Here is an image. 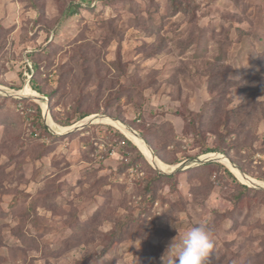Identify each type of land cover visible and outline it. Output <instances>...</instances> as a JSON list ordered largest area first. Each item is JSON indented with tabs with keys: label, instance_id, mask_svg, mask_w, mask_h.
<instances>
[{
	"label": "rangeland",
	"instance_id": "obj_1",
	"mask_svg": "<svg viewBox=\"0 0 264 264\" xmlns=\"http://www.w3.org/2000/svg\"><path fill=\"white\" fill-rule=\"evenodd\" d=\"M189 2L0 0V91L34 59L47 100L0 95V264H162L198 224L207 264H264V0ZM100 118L169 167L204 162L160 174Z\"/></svg>",
	"mask_w": 264,
	"mask_h": 264
},
{
	"label": "clouds",
	"instance_id": "obj_2",
	"mask_svg": "<svg viewBox=\"0 0 264 264\" xmlns=\"http://www.w3.org/2000/svg\"><path fill=\"white\" fill-rule=\"evenodd\" d=\"M213 249L211 229L198 224L186 230L179 242L174 238L167 245L161 257L162 264H207Z\"/></svg>",
	"mask_w": 264,
	"mask_h": 264
},
{
	"label": "water",
	"instance_id": "obj_3",
	"mask_svg": "<svg viewBox=\"0 0 264 264\" xmlns=\"http://www.w3.org/2000/svg\"><path fill=\"white\" fill-rule=\"evenodd\" d=\"M22 90H18V91H16V90H7L6 88H5V90L4 89H2L1 91H0V95H2V96H6V97H11V98H14V99H17V100H25V99H35V100H37V101H45V102H47V100H46V98L44 97V96H41L40 94H38L37 92V94H38V96H36V97H34V96H29V95H26V94H23V92H21ZM46 114H45V125L47 126V128L50 130V132L51 133H53L54 135H62V134H60L57 130H55L54 129V127L52 128V126L50 125V123H49V120H50V115H49V106H47L46 107V112H45ZM88 121L89 120H85L84 122H83V126H85V125H87V123H88ZM98 121H101V122H111V121H113V122H116L118 125V127L122 130V128H124V130H122V131H124V134L126 135V132H128L129 134H132L133 136H136V137H138V138H140L141 140H143L145 143H146V141L141 137V135L140 134H138L135 130H133V129H131V128H129V127H127V126H125L124 124H122V123H120V122H118V121H114V120H111V119H107V118H100V119H98ZM83 126H80V127H83ZM58 129L59 130H61V127H58ZM68 129V128H67ZM66 129V130H67ZM66 130H61V131H65L66 133H67V131ZM126 137H127V135H126ZM128 138V137H127ZM129 139V138H128ZM130 140V139H129ZM134 145H135V143L132 141V140H130ZM147 144V143H146ZM148 145V144H147ZM136 146V145H135ZM137 147V146H136ZM148 147H149V145H148ZM138 148V147H137ZM150 148V147H149ZM139 149V148H138ZM150 150L152 151V149L150 148ZM140 151V150H139ZM141 152V151H140ZM142 153V152H141ZM152 154H153V156L157 159V157L155 156V154H154V152L152 151ZM142 155L145 157V155L142 153ZM210 155H215V154H210ZM146 160L148 161V159L146 158ZM216 161H219V162H221V163H223V164H225L229 169H230V171L232 172V170H231V168L226 164V161H224V160H227L229 163H230V165H232L235 169H237L239 172H240V174H242V176L245 178V182L244 181H242V180H240V178L236 175V174H234L233 172V174L240 180V181H242L243 183H245V185H247V186H250V187H255V186H253V184H255V182L251 179V178H249L248 176H246L245 174H243V172H241V170L239 169V168H237L236 166H234L231 162H230V160L229 159H227V158H224V157H222V156H217V159H215ZM210 161H214V160H210ZM149 162V161H148ZM196 162H204V160H202V159H199V160H196ZM196 162H194V161H188V162H184V163H182V164H180V165H178V166H176V167H169V168H171V171L170 172H168V169L167 170H163V169H160V168H158L157 166H154L151 162H149L153 167H154V169H156L160 174H163V175H170V174H173V173H175V172H178V171H182V170H187V169H189V168H192L193 167V165H195L196 164ZM253 183V184H252Z\"/></svg>",
	"mask_w": 264,
	"mask_h": 264
},
{
	"label": "trees",
	"instance_id": "obj_4",
	"mask_svg": "<svg viewBox=\"0 0 264 264\" xmlns=\"http://www.w3.org/2000/svg\"><path fill=\"white\" fill-rule=\"evenodd\" d=\"M190 0H171V9L173 10V13H178V12H186L187 11V9H188V7H189V2ZM187 2V3H186ZM38 9V8H37ZM32 65H33V67H34V69L36 70V74L34 73V71H33V69H27V71L29 72V74H33V77H32V79L30 80V82H29V85H30V88L33 90V91H36V92H39V93H44L45 94V92L42 90V86L40 85V81L38 80V73L41 75V73H40V65L34 60V59H32ZM15 89V88H14ZM15 90H20V89H15ZM46 95H48L49 97H52V94H46ZM17 103H22V101H17ZM36 114H35V116H33V124L32 125H34V127L36 126L37 128H39L42 132H43V130L44 131H46L47 133H48V131H47V129L45 128V126L43 125V117H42V111H41V108L39 107V106H36ZM87 116H89V114H87V113H81L80 114V117H79V119L81 120V119H84L85 117H87ZM72 121L71 120H67L66 122H64V126H71V125H73L72 123H71ZM42 123V124H41ZM38 125V126H37ZM39 132V131H38ZM49 134V133H48ZM145 138H148V137H146L147 135H144V134H142ZM50 136V135H49ZM122 140L124 141V143L125 144H127V145H129V146H133L134 147V149L136 150V151H138V149L136 148V146H134L124 135H122ZM121 152H122V150H121ZM210 152H213V151H210V150H207L206 151V153H210ZM141 156V155H140ZM143 156V155H142ZM135 161V160H134ZM174 162V161H173ZM172 162V163H173ZM175 163H180V162H175ZM168 164H170V162L168 163ZM122 165H123V167L124 168H127V167H129V166H131V165H133V163H132V159H131V161L128 163V164H125V163H122ZM222 167V166H221ZM226 169V168H225ZM226 171L230 174V176L232 177V178H234V176H233V174L232 173H230L227 169H226ZM157 177L158 178H163V177H165V176H163V175H160L159 173H157ZM240 185V184H239ZM246 191H249V189H247V188H245V187H243Z\"/></svg>",
	"mask_w": 264,
	"mask_h": 264
},
{
	"label": "bare ground",
	"instance_id": "obj_5",
	"mask_svg": "<svg viewBox=\"0 0 264 264\" xmlns=\"http://www.w3.org/2000/svg\"><path fill=\"white\" fill-rule=\"evenodd\" d=\"M21 92H23V94H26V95H29V96H38V94L33 91L29 86H27L24 90H22ZM44 105V104H43ZM107 123V122H106ZM110 124H112L113 126L115 127H118L117 123L116 122H109ZM51 126L52 128L54 127L55 128V124L54 123H51ZM67 128H64V127H61V130H66ZM59 130V129H58ZM122 130H124V128H122ZM126 135L127 137L132 140L135 145L139 148V150L145 155V157L148 159L149 162H151L154 166H157L158 168L160 169H163V170H167V168L169 167L168 165L164 164L161 160H159L158 158L156 159L153 154H152V151L150 150V148L148 147V145L143 141L141 140L140 138L136 137V136H133L132 134H129L128 132H126ZM226 161V164L231 168L232 172L234 174H236L240 180L242 181H246L245 178L242 176V174H240V172L235 169L232 165H230V163L227 161V160H224ZM256 184V183H255Z\"/></svg>",
	"mask_w": 264,
	"mask_h": 264
},
{
	"label": "built area",
	"instance_id": "obj_6",
	"mask_svg": "<svg viewBox=\"0 0 264 264\" xmlns=\"http://www.w3.org/2000/svg\"><path fill=\"white\" fill-rule=\"evenodd\" d=\"M20 107H21V105H20ZM22 111H23V108H22ZM23 113H24V112H23ZM29 113H31V112H29ZM112 148H113V149L111 150V151H112V152H111V155H112L113 157L116 155V153L120 155V153L116 152V150H115V146H113ZM122 155H123V154H122ZM126 157H127L126 155H123V156L121 157V159H122L123 161H125L126 163H129V160H128ZM136 171H137V169H136ZM132 172H135V168H132Z\"/></svg>",
	"mask_w": 264,
	"mask_h": 264
}]
</instances>
